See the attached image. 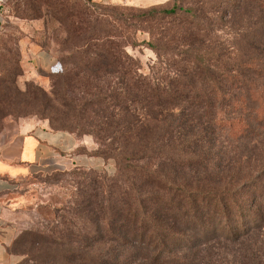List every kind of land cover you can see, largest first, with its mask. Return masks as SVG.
I'll return each instance as SVG.
<instances>
[{"label": "trees", "instance_id": "trees-1", "mask_svg": "<svg viewBox=\"0 0 264 264\" xmlns=\"http://www.w3.org/2000/svg\"><path fill=\"white\" fill-rule=\"evenodd\" d=\"M42 2L64 32L63 49L77 59L62 74V104L75 118L65 131L91 134L90 153L114 163L111 176L74 171L83 180L75 182L68 213L105 222L110 234L95 236L116 244L103 257L92 253L97 264H117L122 252L133 264H149L158 254L187 257L181 250L197 227L205 244L238 241L262 227L264 158L246 181L232 156L236 145L253 143L256 125L264 135V54H253L257 45L248 32L241 47L236 38L211 41L209 0L206 8L175 0L169 8L120 14L89 0ZM234 2L231 8H241ZM171 19L175 29L155 32ZM144 31L148 38L138 43ZM139 44L155 54L146 72L126 50ZM78 83L85 89L72 99L66 89ZM57 234L78 238L66 229Z\"/></svg>", "mask_w": 264, "mask_h": 264}, {"label": "rangeland", "instance_id": "rangeland-1", "mask_svg": "<svg viewBox=\"0 0 264 264\" xmlns=\"http://www.w3.org/2000/svg\"><path fill=\"white\" fill-rule=\"evenodd\" d=\"M42 1L7 0V17L0 27V129L8 121L37 118L52 129L70 130L75 119L73 111L62 104L64 99L60 96L62 89L67 87L62 74L69 72L77 59L70 54L71 50L63 49L64 32L57 19L45 14ZM89 1L120 14L127 11L125 8H169L175 0ZM209 1L215 11V14L212 11L206 13L215 17L211 25L213 30L208 34L211 41L236 38L237 47H241L242 38L248 32L247 38L254 39L252 43L257 45V52L253 54H264V0H235L234 3L241 6L235 9L231 8L232 0ZM183 2L191 7L202 4L206 8L209 4L205 0ZM175 23L176 19H171L170 24L161 22L155 32H170L177 26ZM247 25H250L248 29ZM147 38L145 31L136 34L138 43ZM126 50L137 60L142 72H146L147 66L155 59L154 52L143 44L128 46ZM109 80L107 75L102 78L104 83ZM84 89L85 85L78 83L71 92L68 88L66 92L76 99L82 96ZM263 122L264 118L259 123ZM255 129L260 131L257 125ZM258 131H253L255 139L247 149L236 145L239 148L232 154L238 159L239 173L246 181L256 174V164L264 158V135ZM76 133L91 140L96 148L91 134ZM76 169H43L11 182L12 188L3 197V206L13 233L8 246L12 264H97L98 259L92 253L99 251L103 257L108 249L116 247L108 238L102 240L95 236L97 233L110 234L105 222L92 224L68 213L69 208L74 207L75 182L83 180L74 172ZM106 174L111 176L114 173ZM260 206L264 208V202ZM65 229L78 238L57 234ZM187 233L191 235L189 247L181 250L182 254H188L187 257L179 258L178 253L171 254V257L158 254L148 261L149 264H264V225L234 242L217 239L205 244L198 227ZM124 253L119 256L117 264H133L126 262ZM134 264L145 263L137 260Z\"/></svg>", "mask_w": 264, "mask_h": 264}, {"label": "crops", "instance_id": "crops-1", "mask_svg": "<svg viewBox=\"0 0 264 264\" xmlns=\"http://www.w3.org/2000/svg\"><path fill=\"white\" fill-rule=\"evenodd\" d=\"M6 16L8 13L5 0ZM91 140L69 131L52 129L41 119L8 121L0 129V264H12L8 246L13 238L5 217L3 197L11 182L43 169L82 168L114 173L111 160H103L90 152Z\"/></svg>", "mask_w": 264, "mask_h": 264}, {"label": "built area", "instance_id": "built-area-1", "mask_svg": "<svg viewBox=\"0 0 264 264\" xmlns=\"http://www.w3.org/2000/svg\"><path fill=\"white\" fill-rule=\"evenodd\" d=\"M5 0H0V27L5 22L6 18Z\"/></svg>", "mask_w": 264, "mask_h": 264}]
</instances>
